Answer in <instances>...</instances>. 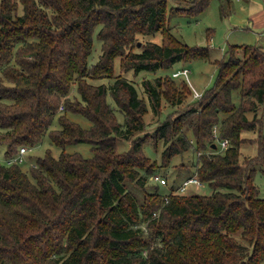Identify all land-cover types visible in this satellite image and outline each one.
<instances>
[{"label": "trees", "instance_id": "trees-1", "mask_svg": "<svg viewBox=\"0 0 264 264\" xmlns=\"http://www.w3.org/2000/svg\"><path fill=\"white\" fill-rule=\"evenodd\" d=\"M209 1L171 0L169 11L194 16ZM168 5L0 0L5 160L45 135L61 148L58 157L46 148L30 174L21 163L0 162V264H264V197L254 181L264 174V46L231 45L217 61L214 85L194 101L186 100L187 82L172 74L144 76V98L125 75L115 76L116 60L135 75L209 54L171 32ZM157 32L160 43L137 41ZM94 36L101 53L92 62ZM104 76L114 81H91ZM163 100L177 108L146 131L144 115L160 113ZM75 113L90 128L73 121ZM55 119L59 128H52ZM250 130L259 131V151L242 158ZM121 139L130 146L117 151ZM148 140L162 145V166L195 152L194 171L185 178L196 176L211 193L180 191L184 180L178 185L176 177L168 194L148 190L160 166L143 152ZM75 142L89 144L91 157L66 151Z\"/></svg>", "mask_w": 264, "mask_h": 264}, {"label": "rangeland", "instance_id": "rangeland-1", "mask_svg": "<svg viewBox=\"0 0 264 264\" xmlns=\"http://www.w3.org/2000/svg\"><path fill=\"white\" fill-rule=\"evenodd\" d=\"M171 0H169V5L167 9L168 15V25L170 26L171 32L182 42L189 45H197L200 47H205L209 50L207 58H199L191 60H181L176 62L168 68L158 69L155 72L153 71H141L139 73H133L132 70L124 72L119 65L118 60H116V71L115 76L120 73L125 75L137 88V91L140 93V96L146 97V93L143 92V78L155 76H163L169 74L171 76L173 71L186 67L189 72L185 76L175 77L176 82L180 83L181 80H185L187 85L190 88L191 94L188 95L187 101H194L199 96L194 95L193 89L198 92L204 93L207 90L211 89L214 85L215 80L217 79V61L226 59L228 57V49L231 45H261L264 46V0H229L228 4H224L223 0H210L206 8L197 13L194 16L185 15L183 13H170ZM178 3L175 2V5ZM153 40L157 43H160L162 40L161 32L154 33L149 36H138L140 42L145 40ZM136 41V42H137ZM135 42V43H136ZM135 47V46H134ZM93 48L94 52L91 56V61H95L99 54L101 53V47L96 36L93 39ZM136 48V47H135ZM241 56V52L238 54ZM92 82L98 83H107L110 84L114 81V78L104 76L103 78L91 79ZM74 92H72L73 95ZM237 93L233 94V100L236 102L238 100ZM107 100L113 105L110 96L107 97ZM162 110L160 113H155L153 110H149L145 115L144 119L146 124L145 130L151 132L152 129L163 120L168 113H171L172 110L176 109L177 106L170 105L168 102L163 100ZM60 112L63 111L59 107ZM117 119L119 122L123 119V114L119 111L116 112ZM248 117H252V112H247ZM70 118L73 121L78 122L85 128H90L91 121L85 118L81 114H71ZM52 128H59L57 125V120L55 119L52 123ZM264 130V128H263ZM213 132L217 134L216 127ZM190 137L191 132L188 131ZM259 131H245L243 136L245 140L242 143L240 151L242 152V158L253 157L258 154L257 140L259 138ZM192 138V137H191ZM43 142L37 146H25L27 151L24 152L21 156L23 157L24 162L21 163V167L24 171L29 172L31 166H34L36 157L42 156L46 150L49 148L51 154L55 157H58L61 148L53 145L48 141V136L43 137ZM219 142V141H218ZM130 146V141L121 139L116 142L117 151H122L127 149ZM161 148L160 143L155 147L153 140H148L143 146V152L150 157L155 159L157 164L160 166L157 170V173L164 177L165 183H159L158 181L151 178L150 176L147 181L148 190L158 189L162 194H168L171 185H173V178L177 180L178 185L184 180L187 175H191L194 171V167H191L194 162H196L197 155L193 151L185 152L183 155L175 156L170 165L162 166L161 162ZM66 151L68 152H79L84 157H91V146L83 142H75L74 144H69L66 146ZM5 144L0 143V162H5L6 157H4ZM167 168H169L167 170ZM179 174L181 176H179ZM179 176V177H178ZM151 179V180H150ZM255 184L258 187L259 196L264 197V174L257 172L254 176ZM158 184V186H156ZM135 191L136 188H134ZM188 193H204L210 194L211 188L206 183H201L200 181L197 184H189L186 188ZM144 225V223H143Z\"/></svg>", "mask_w": 264, "mask_h": 264}, {"label": "built area", "instance_id": "built-area-1", "mask_svg": "<svg viewBox=\"0 0 264 264\" xmlns=\"http://www.w3.org/2000/svg\"><path fill=\"white\" fill-rule=\"evenodd\" d=\"M188 72H189V70L186 67H182L181 69H178L176 71H173L172 72V76L178 77V76H181V74H183V75L186 76L188 74ZM193 91H194V95L196 97L199 96V95L201 96V94H202L201 92H198L195 89H193ZM214 136L217 137V139H218V136H216L215 133H214ZM227 144H228L227 139L219 140L220 148L224 149L227 146ZM26 151H27L26 147L25 146H22L19 149L18 153L14 157L5 160L6 163L7 164H11V163H15V162L22 163L24 160H23V157L21 155L24 152H26ZM153 177L159 183H165V180L166 179L164 177H161V175H159V174H153V176L151 178L153 179ZM198 182L199 181H198V179H197L196 176L187 177V178L184 179V181L182 182L183 184L180 186L179 189H180V191H184V189H186L189 184H192V183L197 184Z\"/></svg>", "mask_w": 264, "mask_h": 264}]
</instances>
